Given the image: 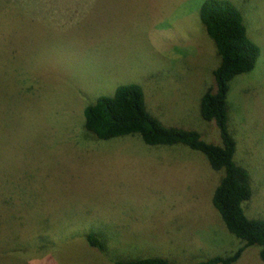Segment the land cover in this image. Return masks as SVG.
Segmentation results:
<instances>
[{
	"label": "rangeland",
	"instance_id": "1",
	"mask_svg": "<svg viewBox=\"0 0 264 264\" xmlns=\"http://www.w3.org/2000/svg\"><path fill=\"white\" fill-rule=\"evenodd\" d=\"M16 1L0 0V264H193L243 247L212 203L222 172L204 154L85 128L86 106L135 83L166 126L222 144L200 111L220 62L206 0ZM229 1L261 49L228 104L235 160L252 181L245 210L264 219V0ZM235 264H264L260 248Z\"/></svg>",
	"mask_w": 264,
	"mask_h": 264
},
{
	"label": "trees",
	"instance_id": "2",
	"mask_svg": "<svg viewBox=\"0 0 264 264\" xmlns=\"http://www.w3.org/2000/svg\"><path fill=\"white\" fill-rule=\"evenodd\" d=\"M18 0L16 1V3ZM201 21L214 41L219 65L213 71L216 88H209L201 98V117L215 122L222 144L209 143L193 129L168 127L148 108L141 85H122L114 96H102L84 109L85 128L99 140L138 135L150 146L182 144L206 156L211 168L222 172L214 191L212 203L220 213L227 229L244 243L230 255H217L193 264H235L246 248L258 246L264 261V219L251 218L245 203L252 195L249 169L235 160L236 140L229 128L228 94L231 83L238 76L254 70L261 54L260 47L248 36L242 12L229 0H206L201 6ZM95 233L86 242L102 252L107 238ZM117 264H177L160 256L119 260Z\"/></svg>",
	"mask_w": 264,
	"mask_h": 264
}]
</instances>
